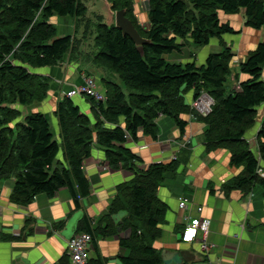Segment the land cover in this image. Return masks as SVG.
<instances>
[{
  "label": "trees",
  "instance_id": "16d2710c",
  "mask_svg": "<svg viewBox=\"0 0 264 264\" xmlns=\"http://www.w3.org/2000/svg\"><path fill=\"white\" fill-rule=\"evenodd\" d=\"M106 2L112 13L123 10L137 34L147 40L141 46L142 54L112 24L102 23L99 15L87 16L81 0H0V185L13 179L9 201L14 205L26 206L39 194L51 198L57 190L66 188L77 207L78 200L89 195L82 163L94 139L110 168L134 171L129 182L117 187L108 212H125L122 222L129 235L120 245L128 254L121 264H159V253L151 243L160 235L158 226L167 208L156 197V189L186 163L189 153L180 150L167 163H153L136 171L132 163L139 160L124 144L136 141L138 132L154 140V121L159 116L170 118L182 135L185 122L181 117L193 114L205 125L201 140L205 152L226 150L229 166L240 168L238 175L224 182L222 190L246 192L258 185L264 191V121H260L251 141L243 138L257 121L256 109L264 103L260 78L264 66V0H146L147 29L138 25L132 0ZM240 9L244 26L262 29L263 39L238 65V73L247 79L238 82L236 90L226 89L232 54L221 42L220 51L209 53L198 66L162 58L179 52L184 44L178 43L180 40L197 49L211 38L233 34L230 27L218 22L217 11L235 14ZM52 17L72 19L73 33L58 36L49 22ZM86 37L91 38L95 50L93 66L105 68L111 78L116 76L126 92L119 83L100 79L105 101L86 98L93 123L70 99H60L53 111L56 141L46 115H21L22 107L37 105L49 90L48 78L30 69L51 67L65 56L71 57ZM189 91L192 100L201 93L211 99L206 116L190 110L185 101ZM104 123L113 127L107 128ZM59 152L61 160L57 159ZM76 231L92 236L84 217Z\"/></svg>",
  "mask_w": 264,
  "mask_h": 264
},
{
  "label": "crops",
  "instance_id": "0c3cea01",
  "mask_svg": "<svg viewBox=\"0 0 264 264\" xmlns=\"http://www.w3.org/2000/svg\"><path fill=\"white\" fill-rule=\"evenodd\" d=\"M96 0H81L87 16L98 15L89 9ZM104 3L108 13L109 3ZM132 10L138 25L147 29L146 11L140 17V7L146 0H132ZM111 14V13H110ZM52 19V18H51ZM53 17L52 24L59 36L73 33V20ZM145 19V20H144ZM218 22L230 27L233 34H223L220 38L209 39L207 45L189 48L185 53L171 52L162 58L171 63L194 62L202 64L209 53L220 51L219 42L232 54L229 62L231 75L226 79L227 90H236L237 83L247 79L238 73V65L248 52L253 51L263 39V30H253L244 26L243 9L235 14L217 12ZM61 20V21H60ZM144 22V23H143ZM56 31V32H57ZM81 33L79 29L76 37ZM92 38V36H91ZM89 37L80 41L77 53L65 56L51 67L30 71L48 78L49 90L45 98L30 112L46 115L54 128L55 140H58L56 120L53 116L55 105L60 101V92L67 91L80 83L82 74L94 78L97 90L104 93L100 79H110L105 68H96L91 63L94 54L92 40ZM179 43V42H178ZM191 47V45L188 43ZM182 50V49H181ZM182 54V55H181ZM235 75L236 77H233ZM115 78V76L113 75ZM236 78V79H234ZM264 86V66L261 70ZM191 91L185 95V101L192 99ZM91 123L94 122L90 105L83 97L70 99ZM23 109V107H22ZM257 122L264 121V103L256 109ZM185 128L180 135L174 122L165 116L155 119L157 133L154 140L137 133L136 141L127 140L124 147L139 161L132 163L136 171H143L153 163H167L174 159L180 150L188 151L186 163L171 177L163 179L156 189V197L165 204L166 212L158 226L160 235L151 247L169 262L159 264H264V191L253 185L246 192L229 190L224 192L222 185L238 175L240 168L229 166V153L219 149L205 152L201 143L204 125L187 116L181 117ZM107 128L113 125L104 123ZM122 126V119L118 120ZM259 125L245 133L249 142L256 134ZM185 143V144H184ZM188 148V150H186ZM82 171L88 182L89 195L78 200L75 207L69 191L60 188L53 197L36 195L26 206L14 205L9 201L13 179L0 185V264H70L66 254V243L75 233L77 225L84 217L91 230V246L87 264H121L128 254L120 245L128 238L129 230L123 226L124 211L109 215L110 204L116 195L117 187L129 182L134 171L118 166L112 169L104 159V153L92 139L90 154L82 163ZM264 176V175H263ZM185 199L189 207L179 209L178 200ZM195 208H201L200 216L209 219L208 241L212 249L207 254L201 252L195 243L181 241V231L186 224L185 218H194ZM160 258V257H159Z\"/></svg>",
  "mask_w": 264,
  "mask_h": 264
},
{
  "label": "built area",
  "instance_id": "2783aa9c",
  "mask_svg": "<svg viewBox=\"0 0 264 264\" xmlns=\"http://www.w3.org/2000/svg\"><path fill=\"white\" fill-rule=\"evenodd\" d=\"M60 97L71 99L73 97H83L91 99L94 102L103 103L105 94L97 90L96 83L93 77L82 74L80 83L73 85L67 91L60 92ZM190 110L194 114L204 117L210 111L212 104L211 99L204 93H201L197 98L189 103ZM189 119H194L193 114L186 115ZM185 144V143H184ZM257 173L260 175V171ZM263 176V174H261ZM179 209H187L188 202L185 199L178 200ZM201 208H195L197 216L194 218H185L186 224L181 231V241L184 243H195L201 252L207 254L212 249V244L208 241L209 224L207 218L200 216ZM91 246V237L84 232L75 233L66 243V254L70 264H87L89 259V250Z\"/></svg>",
  "mask_w": 264,
  "mask_h": 264
},
{
  "label": "rangeland",
  "instance_id": "374dc122",
  "mask_svg": "<svg viewBox=\"0 0 264 264\" xmlns=\"http://www.w3.org/2000/svg\"><path fill=\"white\" fill-rule=\"evenodd\" d=\"M146 8L147 7H145V4L143 3V6L142 7H140V10L142 11L143 10V12H141V14L142 15H140V17L141 18H143V16H144V13H145V11H146ZM89 9H91V11H93V12H95V14H98L100 17H101V22L102 23H104L105 25H110V24H112L113 25V16H112V12H110V13H108V11L106 10V8H105V5H104V3H102L100 0H96L95 1V4H94V7H90ZM217 12H220V11H217ZM55 18H57V20H59L58 18H60V17H55ZM63 18H68V19H70L69 17H63ZM145 20V19H144ZM61 21V20H60ZM49 22H53V17H52V19H50L49 20ZM144 23V22H143ZM55 27H56V23H54L53 24ZM57 31V30H56ZM59 34V32L57 31V35ZM59 36V35H58ZM178 41V40H177ZM179 43H181L182 44V42H184V44H182V47H181V49H180V51H179V53L178 54H180L181 52L182 53H185V55L184 56H186V53H187V51H189V48H193V46L191 45V47L188 45V41H178ZM194 51L196 50V49H193ZM189 54V52L187 53V57L189 56L188 55ZM182 55V54H181ZM190 62H192V61H190ZM198 65H200V64H198ZM96 80V79H95ZM111 81H113V82H115V83H119L120 84V82H119V80L118 79H116V76H115V78H111ZM96 83L97 84H99V81H96ZM120 86H121V88H122V90L124 91V92H126V89L120 84ZM226 89H227V87H226ZM35 105H33L32 107H23V109H22V113H21V115L22 116H24L25 114H27V113H30V111H31V109L34 107ZM198 122V121H197ZM200 123V122H199ZM257 125H259V123L256 121L255 122ZM202 124V123H201ZM203 125V124H202ZM255 125V124H254ZM204 127H205V125H204ZM205 129V128H204ZM51 133L54 135V128L53 127H51ZM54 137H55V135H54ZM186 150H188V148H186ZM57 159L58 160H61V157H60V152L58 153V155H57Z\"/></svg>",
  "mask_w": 264,
  "mask_h": 264
},
{
  "label": "water",
  "instance_id": "95a60500",
  "mask_svg": "<svg viewBox=\"0 0 264 264\" xmlns=\"http://www.w3.org/2000/svg\"><path fill=\"white\" fill-rule=\"evenodd\" d=\"M112 16H113V27L118 29L121 35L128 37L131 40V42L134 44L136 51L139 54H142L141 46L147 44V40L141 38L137 34L131 23L124 17L123 10L114 11ZM159 257H160V261L163 262L170 261L169 259L164 258V252H160Z\"/></svg>",
  "mask_w": 264,
  "mask_h": 264
}]
</instances>
